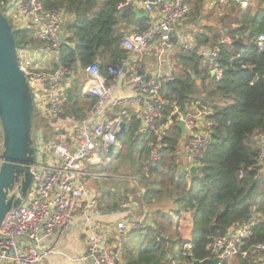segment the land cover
Instances as JSON below:
<instances>
[{"label":"trees","instance_id":"obj_1","mask_svg":"<svg viewBox=\"0 0 264 264\" xmlns=\"http://www.w3.org/2000/svg\"><path fill=\"white\" fill-rule=\"evenodd\" d=\"M121 1L42 0L46 9L65 13L70 22L57 65L74 69L75 96L63 105L62 117L81 119L96 102L83 98L79 91L90 65L98 64L104 75L105 69H118L128 60L129 54L121 43L132 26L134 14L130 10L118 13L116 7ZM188 3L187 18L191 17L189 21L195 25L201 16L208 19L222 10L216 25L193 28L197 48L220 49L223 73L219 81L211 77L208 67L200 65L202 61L195 52L184 54L177 43L168 56L170 77L184 94L182 101L187 109L195 105L198 111L211 112L205 117L210 145L196 165L195 175L190 176L191 167L181 156L184 143L177 127L179 117L173 114L176 93L164 88L163 97L170 106L158 124L164 127L167 117L171 124L164 133L167 146L161 162L155 166L149 163L153 136L140 135V124L132 117L125 125L120 148L102 171L115 176H138V183L134 185L124 178L102 180L108 191L99 193L97 208L114 214L122 211L124 204L136 203L138 207L132 212L148 218L150 224L145 231L132 233L121 241L120 264H191L193 260L205 259L209 260L206 264H211L213 256L208 246L251 220L255 222L253 236L241 249L246 255L232 257L225 264H263L259 258L264 259V253L252 247L264 244V169L259 171L257 165L263 145L258 138L264 133V49L258 53L253 45L258 35H264V0H249L245 11L235 6L204 9L205 0ZM3 4L4 0H0V8ZM136 23L137 30L147 29V19H137ZM13 38L16 49L43 46L29 31H16ZM223 40L230 44H223ZM152 61L153 58L148 62L134 61L132 72L143 76ZM198 79L200 84L196 85ZM43 122L45 133L54 137L53 127L46 120ZM168 201L171 212L159 207ZM182 216L190 218L185 222L189 231L186 239L177 233ZM189 241L193 245L192 255L183 256Z\"/></svg>","mask_w":264,"mask_h":264},{"label":"built area","instance_id":"obj_2","mask_svg":"<svg viewBox=\"0 0 264 264\" xmlns=\"http://www.w3.org/2000/svg\"><path fill=\"white\" fill-rule=\"evenodd\" d=\"M188 2L189 0H122L116 7V11L121 13L138 5L148 15L146 30H129L123 37L121 47L132 59L122 63L118 69L107 68L106 72L113 80L124 78L134 59L141 58L149 48H154L157 63L152 71L146 73L149 78L143 80L145 74L131 75L128 82L133 90V97L128 103L138 106L142 111L138 133L153 136L149 155L152 166L162 160L167 146L164 144V133L171 124L170 117L164 119V127L158 124L163 119L164 110L170 106L163 97L166 75L160 64L162 57L167 52H172L175 43L180 42L181 52H195L208 65L215 81H219L223 73L219 48H197L193 36L186 37V33L182 36L177 31L176 25L190 12ZM211 4L214 7L235 6L243 11L249 8V0H212ZM1 8L6 15L11 13L16 31H29L43 44L37 48L16 49V56L18 68L31 93L36 117L40 123L46 120L52 125L55 137L48 139L45 132H36L31 186L20 206L9 212L0 225V264L42 262L50 253L42 241L70 229L77 212L81 218L79 230L88 244L84 260L91 264H120L121 241L132 233L145 231L150 223L144 217L131 215L130 204H124L122 209L129 216L125 220L114 222L112 240H109V232L100 228L94 220L100 196L92 193L85 183L86 180L100 182L114 179L111 174L90 171L88 165L90 161L93 166L108 163L110 159L107 157V148H120L115 137L120 120L102 119V115L121 103L112 96V90L106 84L108 79L100 75L99 66L95 63L85 71L86 78L81 93L84 97L89 95L96 102L81 121H76L73 117H62L63 103L67 97L63 85L72 82L75 72L74 69L67 70L59 65L53 67L51 61L57 63L62 44L59 34L63 25L68 22L67 15L61 11L46 9L42 0H4ZM222 43L229 45L230 41L223 40ZM253 45L261 53L264 49V35H258ZM35 55L41 56L40 60ZM173 114L179 117L177 109ZM209 115V110L198 111L195 105L187 114L186 138L181 156L189 167L198 165L210 145L208 124L205 121V117ZM200 129H205L203 135L199 134ZM259 137L263 150L258 155L257 165L259 171H262L264 133ZM62 138L64 139L61 140ZM1 151L2 140L0 155ZM129 180L137 185L139 177H130ZM254 227L255 222L251 220L215 239L208 246L213 260L218 259L217 264H225L232 257H244L246 253L241 249L253 236ZM252 248L264 253V244ZM192 249V243L187 242L182 255L191 256ZM259 259L264 264L263 257Z\"/></svg>","mask_w":264,"mask_h":264},{"label":"water","instance_id":"obj_3","mask_svg":"<svg viewBox=\"0 0 264 264\" xmlns=\"http://www.w3.org/2000/svg\"><path fill=\"white\" fill-rule=\"evenodd\" d=\"M140 19H147L148 15L138 10L127 8ZM199 22H197L198 24ZM70 26L66 22L60 31L59 39L65 42V31ZM178 42V46H180ZM78 70L80 71V65ZM165 88L176 93L174 106L179 114L178 129L181 140H185L187 106L182 101L184 94L174 86L168 71L165 72ZM213 77V73H210ZM149 74L143 76L147 80ZM86 97L90 98L89 95ZM33 115V100L26 79L18 68L16 46L13 31L0 13V127L2 133V151L0 155V225L5 216L20 206L27 196L32 183L31 167L35 160L33 141L31 138V123ZM126 132L124 122H119L115 137L118 142ZM107 157L114 158V148H107ZM196 173L195 167L189 169L190 176ZM209 260H193L191 264H206ZM218 259L211 264H217Z\"/></svg>","mask_w":264,"mask_h":264},{"label":"crops","instance_id":"obj_4","mask_svg":"<svg viewBox=\"0 0 264 264\" xmlns=\"http://www.w3.org/2000/svg\"><path fill=\"white\" fill-rule=\"evenodd\" d=\"M205 2H207V1L205 0ZM132 9L138 10L140 13L144 12V10L142 8H141L142 9L141 10L138 5L134 6ZM186 17L182 21H185ZM137 19H140V18H138V15L134 14L132 26H130L129 30L137 29V27H136V25H137L136 20ZM182 21H180L177 25H181ZM188 30H189V26H187V24L184 25V22H183V24L181 25V27L177 31L179 34H181L183 36L185 33L187 34ZM65 35H66V31H65ZM65 35H64V37H65ZM154 53H155V51L152 52L151 49L149 48L144 53V55H142L141 58L134 59V61H136L138 59H142V60H145L146 62H148L150 59L153 58L152 63H149L148 71L146 72V73H148L150 70L152 71L155 64L157 63V61L154 60V58L157 60L156 54H154ZM170 54H171V52H169V53L167 52L166 55L164 57H162L161 62L159 61L164 72H166V71L169 72L168 56ZM128 59L131 60L132 57L128 56ZM134 61L132 62L131 67L129 68L130 71L129 72L126 71V77H124V78H119V79L113 80L107 76L106 69H105L104 75L100 73V69H99L100 75L109 79V81H107L106 84L112 90V96L121 103L119 106H117L115 108H111V109L106 110L102 115V119H107V120L118 119L121 122H124L123 120H125L124 124L126 125V123L132 117H135L140 124L141 113H142L141 109L136 105L128 103V101L133 97L132 86L128 82L130 80L131 75H137V74H134L132 72L133 69L135 68ZM51 65L54 67V66H57V63L51 61ZM146 73H145V75H146ZM74 78H75V75L72 79V82H68L65 85H63V88L65 86L64 91L67 93L66 100L63 104L68 103V102H72L74 100L75 94H74V89H73V84H72L74 81ZM79 91H82V86L80 87ZM81 95H82V93H81ZM82 97L87 99V100H92V99L94 100V98L84 97L83 95H82ZM65 116L73 117L76 121H81L84 119L85 114L81 119H76L74 116H71V115H65ZM65 116H63V117H65ZM48 124L52 127V125L49 122H48ZM125 128H126V126H125ZM54 137H52V138L50 137V138L53 139ZM50 138H48V139H50ZM185 138H186V135H185ZM63 139L64 138H62L61 140H63ZM119 145H120V143H119ZM116 152H117V150H114V155ZM110 161H109V163H110ZM106 164H108V163H106ZM106 164H103L101 166H93L91 164V161H90L89 165H88V169L90 171H99L100 170V172H103L102 169ZM112 176H114L113 177L114 179L124 178L127 180H129L130 177H135V176H115V175H112ZM101 184H103L101 181L98 182V181H92V180H86V183H85L86 187L92 193H95L98 196H99L100 192L106 193L108 191L107 188L102 186ZM130 206H131V211H136V209L138 207V205L136 203H132V204H130ZM122 208H123V206H122ZM171 209H172V205L170 204V206L167 210L169 212H171L170 211ZM128 216H129V213L127 214V212H125L124 210L117 212V213H114V214H107V213L101 212L97 208V209H95L94 220H95V223L97 225H99L100 228L106 229L109 232L108 233V235L110 236L109 240H112L111 232L113 230L112 228L114 226V222L115 221L117 222L120 220H125ZM141 217H144V215L142 214ZM80 219H81L80 213L77 212L75 217H74L73 225L70 227V229H68L66 231L59 232L56 236L49 238V239H44L42 241L43 245L47 248V250L50 251V253L45 257V259L42 262H40L38 264H91L90 262L84 260V257L88 252V244H87V241L84 237V234L82 232H80V230H79L78 223L80 222Z\"/></svg>","mask_w":264,"mask_h":264},{"label":"rangeland","instance_id":"obj_5","mask_svg":"<svg viewBox=\"0 0 264 264\" xmlns=\"http://www.w3.org/2000/svg\"><path fill=\"white\" fill-rule=\"evenodd\" d=\"M211 1L212 0H207V2H206V5H204L203 6V8L204 9H206V8H208V9H210V10H217V7H214V6H212V4H211ZM140 9H141V7H139ZM142 10V9H141ZM222 11V10H221ZM220 10H217L216 11V13H215V15L212 17H210V18H208V19H205V17L204 16H201L199 19H197L196 20V25L193 23H191L189 20L191 19V17H186V19H185V21H182V24H183V22H184V25L185 24H187V26H189V30L187 31V34H186V37H189V36H194V29L193 28H197V30H198V28H200L202 25H206V26H214V25H216L215 23H216V21H217V19H218V16H219V13L221 12ZM0 13L5 17V19L7 20V22L9 23V25L11 26V28H12V31H13V33H15L16 32V28L14 27V24H13V20H12V15H11V13H8L7 15L5 14V10H3V8H0ZM150 16H153V15H150ZM216 20V21H215ZM197 22H199L198 24H197ZM181 24V25H182ZM181 25H177L176 26V28H177V30L181 27ZM193 25H195V27L193 26ZM65 38H66V35H65ZM24 48H25V46H23ZM23 47H21V46H19V48H18V50H21ZM151 51L152 52H154V48H151ZM40 57L41 56H38V55H35V58H38L37 60H40ZM21 61V59L19 58V62ZM202 67H208V65L206 64V63H204V62H201V64H200ZM209 68V67H208ZM195 84L196 85H199L200 84V79H198V80H196L195 81ZM77 86H79L78 84H77ZM190 110H191V108L190 109H188V112H187V114L190 112ZM45 124V122H42V123H40L39 122V120L37 119V117H36V112H35V110H33V115H32V123H31V138H32V141L33 142H35V136H36V132H45L44 131V129H43V126H42V124ZM204 128V127H203ZM205 129H200L199 130V134L200 135H203V131H204ZM45 135H46V137L47 138H50V136L47 134V133H45ZM260 138V137H259ZM258 138V139H259ZM2 140V133H1V127H0V141ZM184 142V141H183ZM123 145H124V147L127 145V142L125 141L124 143H123ZM261 150H263V145H261ZM120 169L122 170V171H125V169H124V167H120ZM99 172H100V170H99ZM131 181V180H130ZM134 184V183H133ZM102 186H103V184H101ZM134 185H136V184H134ZM170 202L168 201V202H164V203H162L159 207L160 208H162V209H168L169 208V206H170ZM128 205V204H127ZM130 211H131V209H129ZM131 215H133V216H135V214H133V212L131 211ZM141 215L142 214H140V215H136L135 217H137V218H139V217H141ZM146 218V217H145ZM148 218H146V220H147ZM187 220H190V218L187 216V217H185V216H182L180 219H179V225H180V227H179V229L177 230V233H178V235H180L181 237H183L184 239H186V238H188L189 237V231H188V229H187V227L185 226V222L187 221ZM148 221V220H147ZM173 221H177V219L176 218H174L173 219ZM241 225H244V224H241ZM111 244V243H110Z\"/></svg>","mask_w":264,"mask_h":264}]
</instances>
